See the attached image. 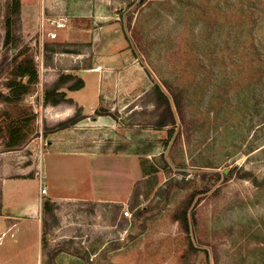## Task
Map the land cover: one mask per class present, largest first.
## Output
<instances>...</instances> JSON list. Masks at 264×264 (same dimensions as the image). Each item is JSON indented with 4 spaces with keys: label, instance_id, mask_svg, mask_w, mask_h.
Masks as SVG:
<instances>
[{
    "label": "rangeland",
    "instance_id": "rangeland-1",
    "mask_svg": "<svg viewBox=\"0 0 264 264\" xmlns=\"http://www.w3.org/2000/svg\"><path fill=\"white\" fill-rule=\"evenodd\" d=\"M37 1H49L59 17L91 1L104 35L95 46L48 44L40 15L37 33L21 29L12 50L3 46L6 0H0V92L7 93L15 61L31 57L40 78L48 60H55L51 73L59 75L82 52L80 59L115 79L108 97L114 104L92 111L73 132H49L66 118L45 109L37 84L21 102L36 109L30 111L33 131L22 152L7 153L0 142V173L46 175L43 153L65 151L70 139L90 154L131 146L138 158L128 201L43 202L39 264H264V0ZM153 82L180 101L174 126L156 127ZM36 88L38 98H30ZM36 192L37 182L30 181L17 203ZM192 193L188 239L172 215ZM190 241L196 252L189 251Z\"/></svg>",
    "mask_w": 264,
    "mask_h": 264
},
{
    "label": "crops",
    "instance_id": "crops-1",
    "mask_svg": "<svg viewBox=\"0 0 264 264\" xmlns=\"http://www.w3.org/2000/svg\"><path fill=\"white\" fill-rule=\"evenodd\" d=\"M21 1V29L22 32L31 34V37L37 33V24L42 11L45 10L44 15L50 19L60 18L50 10L49 1H43L41 6L40 1L37 0L29 3ZM66 18L64 28L43 25V37L48 44L91 42L95 46L98 39L104 35L106 26L102 24V16L93 12L91 1L79 13L71 14ZM58 30H64V33L59 34L60 39L57 35ZM78 56L81 58L82 52ZM80 58L69 62L67 67L63 65V72L59 75L51 73L56 70L55 60H48L43 66V72L47 73L40 74L38 85L44 90L62 91L72 100L71 104H48L45 106L46 110L57 112L62 116L61 118H69L73 116L76 108H79L84 117L81 121H84L97 108L114 104L113 101H108V97L115 79L103 72L99 73L98 63H88ZM91 76H95L94 85H91ZM142 88L144 91L147 89L146 82L143 83ZM87 90L93 92V97L90 93L88 98L82 99L83 95H79ZM71 94H75L76 97H72ZM34 96L38 98L37 88L29 97ZM92 99L95 101L92 102ZM31 104L32 107L33 104L35 105L32 102ZM32 110L36 111V109ZM97 120L104 123L107 119L98 116ZM70 131L73 132L74 129L70 128ZM64 142L68 144L65 151L51 147L42 155L47 187L44 201L48 198H69L85 203H123L130 199L133 173L138 168V158L135 156L137 152L134 147L124 145V148L117 149L118 151L90 154L75 145L79 143L78 140L70 139ZM24 149L25 147H21L17 152H22ZM10 152L14 151L7 153ZM30 181L37 182L36 196L17 203V199L23 195L22 191L30 185ZM43 202L40 200L37 173L28 177L23 174L12 176L0 173V264L19 262L39 264L38 257L42 251L41 237L45 227Z\"/></svg>",
    "mask_w": 264,
    "mask_h": 264
},
{
    "label": "trees",
    "instance_id": "trees-1",
    "mask_svg": "<svg viewBox=\"0 0 264 264\" xmlns=\"http://www.w3.org/2000/svg\"><path fill=\"white\" fill-rule=\"evenodd\" d=\"M21 0H6L5 11L3 16V46L10 47L15 50L21 39ZM61 45V44H59ZM9 80L5 83L7 93L0 92V103L4 105L3 114L0 118V142L3 144L4 151H12L22 147L33 129L31 123L35 119V115L21 105L24 97L29 95L33 87L39 83V72L31 57H25L20 61H15L9 73ZM152 102L156 110L159 111L156 127H164L167 125L174 126L181 112L180 101L172 91H164L157 83L153 82L152 86ZM42 103L44 106L48 104H71L72 100L66 97L62 91L56 89L44 90L42 93ZM29 111V112H26ZM84 119L80 114V109L76 108L73 116L56 123L49 132H57L70 128ZM223 175V174H222ZM216 179L221 173H214ZM182 201L172 215L182 232L191 239V218L187 213L189 198ZM189 251L196 252L197 248L192 241L189 242Z\"/></svg>",
    "mask_w": 264,
    "mask_h": 264
},
{
    "label": "built area",
    "instance_id": "built-area-1",
    "mask_svg": "<svg viewBox=\"0 0 264 264\" xmlns=\"http://www.w3.org/2000/svg\"><path fill=\"white\" fill-rule=\"evenodd\" d=\"M41 20L42 24H49L53 25L56 28H64L66 26V17H60L58 19H50L44 15V11L41 12ZM38 183H39V193H40V200L44 201V196L47 193V187L45 185V174L42 172L38 173ZM123 217L126 219H130L132 213L129 210L124 209L122 211Z\"/></svg>",
    "mask_w": 264,
    "mask_h": 264
}]
</instances>
